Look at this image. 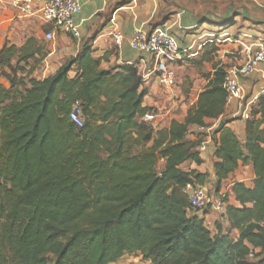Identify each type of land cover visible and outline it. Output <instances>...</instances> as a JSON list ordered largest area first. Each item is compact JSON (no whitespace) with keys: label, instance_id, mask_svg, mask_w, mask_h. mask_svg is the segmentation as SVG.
<instances>
[{"label":"trees","instance_id":"1","mask_svg":"<svg viewBox=\"0 0 264 264\" xmlns=\"http://www.w3.org/2000/svg\"><path fill=\"white\" fill-rule=\"evenodd\" d=\"M32 42L0 49L9 85H0V264H113L132 253L150 264H264V94L244 143L225 127L214 133L216 192L239 163L255 174L252 189L231 188L239 206L227 205L225 216L234 240L218 223L215 234L207 229L208 208L189 209L184 186H205L207 175L181 169L201 163L199 143L185 141L189 127L223 115L222 67L183 122L154 131L141 120L153 109L142 106L147 91L135 68L101 69L86 48L36 80L20 66L33 57ZM74 106L80 128L69 119Z\"/></svg>","mask_w":264,"mask_h":264},{"label":"crops","instance_id":"2","mask_svg":"<svg viewBox=\"0 0 264 264\" xmlns=\"http://www.w3.org/2000/svg\"><path fill=\"white\" fill-rule=\"evenodd\" d=\"M81 12L75 17L80 30V38L73 40L58 31H53L52 48L44 60L52 65V60L61 63L55 71L70 58L78 56L83 49H89L92 57L100 60L101 69H115L131 66L136 69L142 79V87L147 91L142 106L153 109L156 115V130L167 129L172 120L183 122L188 111L195 107L198 95L204 90L212 78L214 69H223L232 65H242L248 55L245 49L264 43V0H80ZM0 10L5 17L0 22V49L5 39L10 45L23 46L29 38L20 43L13 40V30L8 31L9 23L14 18L24 19L27 24L39 23L35 32V41L43 38L52 30L40 19L39 14L26 16L11 3L0 0ZM5 20V21H4ZM12 23V22H11ZM133 30L145 33H161L170 35L176 42L183 61L172 65L176 72V84L166 89V95L153 76L147 78L146 71L151 68V58L143 53L133 51L128 46V38ZM28 31V30H26ZM43 31V32H42ZM119 31L124 40L116 47L109 34ZM15 39V38H14ZM46 41V40H45ZM47 42V41H46ZM20 44V45H19ZM69 78L75 76L72 70ZM43 79L46 77H42ZM240 87L250 111L256 107L264 88V61L248 78L240 81ZM164 99V100H161ZM256 99V100H255ZM241 109L236 101H226L223 115L217 120H206L203 132L190 126L185 137L186 142H198L195 148L201 163L199 165L187 161L181 165L184 171H196L206 174V183L215 186L213 163L218 134L214 135L220 121L230 129L238 141H245V120L240 117ZM259 117H257L258 119ZM199 146L203 151L199 152ZM163 167L164 161L159 162ZM255 174L251 164L239 163L237 169L221 182L219 193L226 195L227 201L219 212L207 211L204 216L205 226L212 234L216 233L215 224L221 226L223 234L230 231L236 240L238 232L229 229L225 216L226 206L238 207L231 188L235 183H242L252 189ZM205 183V184H206ZM113 264H150L143 261L137 253L127 254Z\"/></svg>","mask_w":264,"mask_h":264},{"label":"built area","instance_id":"3","mask_svg":"<svg viewBox=\"0 0 264 264\" xmlns=\"http://www.w3.org/2000/svg\"><path fill=\"white\" fill-rule=\"evenodd\" d=\"M19 9L23 15L33 16L39 14L40 19L52 30L45 33L44 38L51 42L54 38L53 31H58L73 40L80 38V30L75 23V17L81 12L80 0H5ZM113 44L120 47L124 36L119 31L109 34ZM128 46L131 50L148 55L152 60V66L146 71L147 78L153 76L158 85L164 89H170L175 85L176 72L172 65L183 61L174 39L167 34L145 33L133 30L128 38ZM253 50L252 46L245 49L248 55L246 62L242 65H232L224 69V80L222 87L226 93V101H236L241 109L240 117L247 120L250 117L249 105L246 103L240 87V81L248 79L255 71L256 67L264 61V43H259ZM260 94H264V88L260 89ZM256 100V99H255ZM70 122L76 128L82 126V119L79 109L74 106L70 115ZM156 119L155 113H147L142 117V121L152 123ZM198 131L203 132L204 128L198 127ZM199 152L203 151V146H199ZM183 193L188 198V206L191 211L202 212L205 209L220 211L224 204V195L220 198L210 199L205 186L188 183L183 188Z\"/></svg>","mask_w":264,"mask_h":264},{"label":"rangeland","instance_id":"4","mask_svg":"<svg viewBox=\"0 0 264 264\" xmlns=\"http://www.w3.org/2000/svg\"><path fill=\"white\" fill-rule=\"evenodd\" d=\"M2 16L5 17V14H3V11L0 10V22H2V18H3ZM11 22L9 23L8 31L13 30V32H12L13 36H14L13 40H15L17 42L16 44L20 43L25 38H28V36H29V38L27 40L33 39V41H34V42L30 43L29 46L26 47L27 52H31V53L34 52L33 57L27 61L26 65L24 63L20 64L21 67L25 68V74H27L29 71H32L30 78H33L36 80H42L43 79L42 77L47 78L48 76L53 75V71L61 63V59H60V57H58V63L56 60L53 59L51 61L52 65H49V63L46 64L44 62V60L47 58V54L49 53V50L52 48L53 43L46 42L45 40H43V38L35 41V39H34V38H36L35 32H36V30H39V27H40L39 23L33 22L31 24H27L24 19H19V18H14ZM26 30H28V31H26ZM25 42H24L23 46L25 45ZM4 44H6L7 46H11L10 42L7 41L6 39L3 43V45ZM23 46H15V47L17 49H20ZM12 64L14 65V62H12ZM2 71H3V69L0 66V74L2 73ZM18 77H22V76L19 74ZM176 77H177V75H176ZM175 84H176V81H175ZM0 85L5 89H9V85L4 80H2L1 78H0ZM160 90L163 93L162 96L166 95V91H165L166 89L160 88ZM161 100H164V99H161ZM81 119H82V121H84L83 117H81ZM154 123H155V121L152 123H147V124H150L154 131H157L154 127ZM156 169H157V171H160L162 169V166L160 163L157 164ZM205 187L208 190V195H209L210 199H217V198L221 197L222 194H220L219 192H216V188L214 185H210V184L206 183ZM224 201H227L226 195H224ZM208 210L214 211V210H211L210 208ZM215 212H219V211H215ZM256 260H257V258H255V257H250L247 259V261L249 263H254Z\"/></svg>","mask_w":264,"mask_h":264},{"label":"water","instance_id":"5","mask_svg":"<svg viewBox=\"0 0 264 264\" xmlns=\"http://www.w3.org/2000/svg\"><path fill=\"white\" fill-rule=\"evenodd\" d=\"M224 126V122L220 121L215 129V132H219Z\"/></svg>","mask_w":264,"mask_h":264}]
</instances>
